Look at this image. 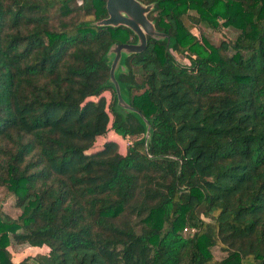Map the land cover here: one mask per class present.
Listing matches in <instances>:
<instances>
[{
	"label": "trees",
	"instance_id": "16d2710c",
	"mask_svg": "<svg viewBox=\"0 0 264 264\" xmlns=\"http://www.w3.org/2000/svg\"><path fill=\"white\" fill-rule=\"evenodd\" d=\"M137 1L126 107L105 0H0V264H264V0Z\"/></svg>",
	"mask_w": 264,
	"mask_h": 264
},
{
	"label": "water",
	"instance_id": "95a60500",
	"mask_svg": "<svg viewBox=\"0 0 264 264\" xmlns=\"http://www.w3.org/2000/svg\"><path fill=\"white\" fill-rule=\"evenodd\" d=\"M105 9L107 16L97 22L98 25L117 26L123 25L131 29L137 36L134 44H118L112 45L108 48L105 57H109V80L113 84L119 102L126 106L120 98V89L114 78V69L116 61L114 54L120 52L122 46L128 48L125 56L133 52L141 51L145 46L146 35H157L154 31L153 24L146 17V14L151 9V4L144 5L137 0H105ZM116 54V55H117ZM124 66L118 72H123ZM127 107V106H126ZM146 137V134H145Z\"/></svg>",
	"mask_w": 264,
	"mask_h": 264
},
{
	"label": "rangeland",
	"instance_id": "374dc122",
	"mask_svg": "<svg viewBox=\"0 0 264 264\" xmlns=\"http://www.w3.org/2000/svg\"><path fill=\"white\" fill-rule=\"evenodd\" d=\"M192 31L194 33H197V31L195 30V28H192ZM202 35L210 42V43H218L219 40H228V41H233L238 33V31L236 29H233L231 27H227V28H219V29H211V28H204L202 31ZM128 48H125V46H122L120 49V52L117 54H114V60L116 61V67L114 69V76L118 73V71H120V69L123 66V62H122V58L125 57V53L127 52ZM117 54V55H116ZM107 59L109 60V57H107ZM110 61V60H109ZM109 63V62H108ZM102 95L106 98V100L108 101L110 99V93L108 91H104L102 93ZM128 138L125 139H120L119 136H117L116 134H114L113 131H107V133L101 137H97L94 143L93 147L90 148L89 151H93L98 149L103 142H105L106 140H113L117 143L118 148L120 154H124L126 148L124 147V143ZM130 140V139H129ZM132 142V139H131ZM14 204V199L12 197V195L10 194H6V195H1L0 194V212L6 214L7 216L14 218L18 215V210L13 206ZM186 232V231H184ZM9 252L12 255L13 261L17 262L18 260L24 258L25 256H30L31 254H39L41 256L42 259L45 260V253L43 251H38L37 249H31V248H26L23 250H14L12 248H8ZM213 254L216 258H218L219 256H221V252L217 249L214 248L213 249Z\"/></svg>",
	"mask_w": 264,
	"mask_h": 264
},
{
	"label": "built area",
	"instance_id": "2783aa9c",
	"mask_svg": "<svg viewBox=\"0 0 264 264\" xmlns=\"http://www.w3.org/2000/svg\"><path fill=\"white\" fill-rule=\"evenodd\" d=\"M111 131V130H110ZM115 134V133H114ZM101 137V136H100ZM125 138H128L125 141L124 143V147L126 148L127 146L131 145V138L130 137H123L122 139H125ZM121 139V137H120ZM130 139V140H129ZM94 143H97V142H94ZM94 145V144H93ZM93 147V146H92ZM118 151H119V148H118ZM120 153V152H119ZM184 231H186V228H184Z\"/></svg>",
	"mask_w": 264,
	"mask_h": 264
}]
</instances>
